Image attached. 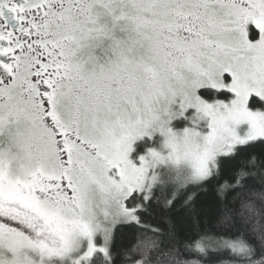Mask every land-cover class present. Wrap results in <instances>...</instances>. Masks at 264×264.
I'll use <instances>...</instances> for the list:
<instances>
[{
    "label": "snow or ice",
    "instance_id": "1",
    "mask_svg": "<svg viewBox=\"0 0 264 264\" xmlns=\"http://www.w3.org/2000/svg\"><path fill=\"white\" fill-rule=\"evenodd\" d=\"M0 264H264V0H0Z\"/></svg>",
    "mask_w": 264,
    "mask_h": 264
}]
</instances>
